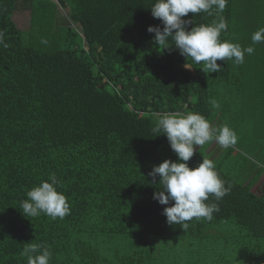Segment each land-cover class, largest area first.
Wrapping results in <instances>:
<instances>
[{
    "label": "trees",
    "instance_id": "1",
    "mask_svg": "<svg viewBox=\"0 0 264 264\" xmlns=\"http://www.w3.org/2000/svg\"><path fill=\"white\" fill-rule=\"evenodd\" d=\"M153 2L0 0V264H27L29 243L49 247V264H264V188L255 192L264 172L248 170L245 157L197 146L190 169L212 160L231 190L219 201L210 195L219 212L193 218L187 231L166 222L171 205L153 199L159 178L148 176L177 160L152 133L158 114L195 112L214 127L231 112L263 114L264 43L251 37L264 28V0H227L219 39L255 51L243 64L217 61L218 73L153 43L147 28L162 27ZM59 7L68 18H57ZM20 8L31 12L28 31L14 21ZM52 173L69 214L24 216L19 201ZM232 228V240L219 237Z\"/></svg>",
    "mask_w": 264,
    "mask_h": 264
},
{
    "label": "clouds",
    "instance_id": "2",
    "mask_svg": "<svg viewBox=\"0 0 264 264\" xmlns=\"http://www.w3.org/2000/svg\"><path fill=\"white\" fill-rule=\"evenodd\" d=\"M227 0H154L150 7L151 15L161 22V26H149L147 32L154 34L153 43L162 49H175L196 64L203 62L204 73H218L222 65L217 61L233 60L237 65L244 63L245 53L251 55L255 48H242L239 44L219 39L227 31V23L222 16ZM209 16L216 14L218 20L211 24L195 25L193 19H184L189 14L193 17L199 13ZM252 44L264 43V28L254 32ZM0 44L3 39L0 38ZM7 45H5L6 47ZM186 67V66H185ZM187 68V67H186ZM213 107L219 105L213 100ZM152 133L164 135L177 160H164L153 166L148 176L153 183L159 178V190L154 192L153 199L164 207L162 215L169 225H180L183 231L189 228L188 221L193 218L213 219V213L219 212L218 203H206L212 195L216 201L227 195L231 186H225L215 170L214 162L203 158L195 168L188 166L197 146L214 140L223 148L237 143L235 131L227 124L214 127L201 114L164 112L158 114ZM259 166L264 167V164ZM59 180L55 173L47 181L32 187L26 198L19 201V208L24 216L38 217L41 214L52 219L63 218L69 214L70 206L66 196L57 190ZM27 258V264H49L52 253L44 244L29 243L21 253Z\"/></svg>",
    "mask_w": 264,
    "mask_h": 264
},
{
    "label": "rangeland",
    "instance_id": "3",
    "mask_svg": "<svg viewBox=\"0 0 264 264\" xmlns=\"http://www.w3.org/2000/svg\"><path fill=\"white\" fill-rule=\"evenodd\" d=\"M57 18L60 17H67L68 18V11L63 10L59 7V10L56 14ZM31 12L27 9L20 8L14 15V21L17 26L22 31H28L31 27ZM244 97H241L239 103H243ZM224 124H227L230 128H232L236 135H237V143L234 146H230L228 148H224V150L232 149L234 151L233 157L234 160H238L241 157H245L247 160V165L249 166L248 170H258L264 172V167L259 166L256 161H259L260 164H264V112L262 115H259L257 118L255 116H251L247 113L242 114L239 118H233L232 112L226 118ZM219 127V126H217ZM248 132L250 136H247ZM253 134V135H252ZM245 135L246 137H244ZM211 148H214L213 145L216 144L214 140L205 143V145L210 144ZM217 145L220 146L218 143ZM222 150V148H220ZM221 150L216 152L215 156H218L221 153ZM220 152V153H219ZM263 168V169H262ZM264 176V175H263ZM264 188V179L261 183H259L256 188L255 192L258 194ZM235 234V230L232 228L230 232L227 234H222L219 236L220 238L231 237Z\"/></svg>",
    "mask_w": 264,
    "mask_h": 264
}]
</instances>
